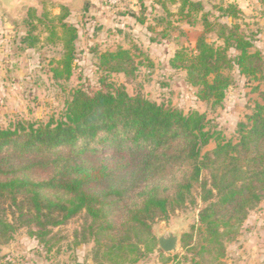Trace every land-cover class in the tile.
<instances>
[{"label": "trees", "instance_id": "trees-1", "mask_svg": "<svg viewBox=\"0 0 264 264\" xmlns=\"http://www.w3.org/2000/svg\"><path fill=\"white\" fill-rule=\"evenodd\" d=\"M180 3L182 14L203 9L192 0ZM220 10L232 20L241 14L232 4ZM59 25L64 54L52 70L55 81L72 77L78 40L75 27ZM214 26L204 15L205 32ZM217 35L222 45L202 35L194 50L182 48L171 60L199 89L198 98L214 106L225 100L234 68L264 80V56L252 51L239 24H220ZM138 67L123 48L100 57L109 74L134 78ZM262 100L239 126L237 142L212 132L204 114H184L114 84L93 94L71 91L64 110L46 122L0 129V246L25 229L48 252L61 251V229L83 216L76 246L92 243L98 262L132 256L137 264L156 250L157 223L199 199L198 237L191 246L193 235L186 236L183 248L194 253L202 244L201 252L224 257V237L264 202V95ZM212 142L216 148L206 150Z\"/></svg>", "mask_w": 264, "mask_h": 264}, {"label": "rangeland", "instance_id": "rangeland-1", "mask_svg": "<svg viewBox=\"0 0 264 264\" xmlns=\"http://www.w3.org/2000/svg\"><path fill=\"white\" fill-rule=\"evenodd\" d=\"M192 1L203 9L187 15L180 12V0H124L117 6L106 0H20L6 6L0 0V129L20 121L46 122L64 110L71 91L83 89L93 94L114 84L124 86L130 95L141 94L184 114H204L212 132L237 142L239 126L263 102L264 80H251L234 68L229 72L232 85L225 100L214 106L198 98L199 89L187 82L184 70L171 66V60L182 48L194 50L202 35L208 42L222 45L218 25L231 23L239 24L254 44L252 51L264 56V0ZM230 4L241 12L236 20L220 10ZM204 15L215 25L213 31L205 32ZM62 22L78 30L76 60L70 80L55 81L52 70L64 54ZM52 30L58 36H52ZM119 48L136 57L139 67L134 78L100 68L101 55ZM216 145L212 142L206 150ZM201 207L204 204L198 199L196 205L180 208L158 222L153 229L156 250L137 264H194L193 260L200 264H264V202L250 212L238 231L224 237L225 256L221 258L216 250L201 252L202 244L194 253L183 248L188 235H193L190 245L196 243ZM84 223L81 216L61 229V251L48 252L23 229L15 240L0 246V264H132V256L98 262L92 243L76 246V232ZM166 232L180 234L178 253L159 248L158 238Z\"/></svg>", "mask_w": 264, "mask_h": 264}, {"label": "water", "instance_id": "water-1", "mask_svg": "<svg viewBox=\"0 0 264 264\" xmlns=\"http://www.w3.org/2000/svg\"><path fill=\"white\" fill-rule=\"evenodd\" d=\"M7 5L17 4L20 0H2ZM18 1V2H17ZM24 0H21V2ZM159 248L165 253L176 254L179 252L181 237L180 234L174 232H166L158 238Z\"/></svg>", "mask_w": 264, "mask_h": 264}, {"label": "built area", "instance_id": "built-area-1", "mask_svg": "<svg viewBox=\"0 0 264 264\" xmlns=\"http://www.w3.org/2000/svg\"><path fill=\"white\" fill-rule=\"evenodd\" d=\"M123 1L124 0H106L107 4H109L110 6L121 5Z\"/></svg>", "mask_w": 264, "mask_h": 264}, {"label": "crops", "instance_id": "crops-1", "mask_svg": "<svg viewBox=\"0 0 264 264\" xmlns=\"http://www.w3.org/2000/svg\"><path fill=\"white\" fill-rule=\"evenodd\" d=\"M231 262L229 261L228 264H230Z\"/></svg>", "mask_w": 264, "mask_h": 264}]
</instances>
